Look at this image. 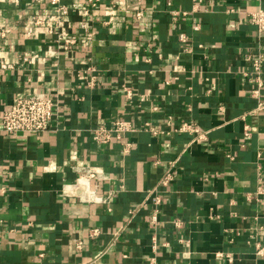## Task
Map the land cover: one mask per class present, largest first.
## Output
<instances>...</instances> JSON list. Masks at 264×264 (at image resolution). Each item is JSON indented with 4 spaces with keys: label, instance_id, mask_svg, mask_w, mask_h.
Listing matches in <instances>:
<instances>
[{
    "label": "crops",
    "instance_id": "0c3cea01",
    "mask_svg": "<svg viewBox=\"0 0 264 264\" xmlns=\"http://www.w3.org/2000/svg\"><path fill=\"white\" fill-rule=\"evenodd\" d=\"M196 1L63 0L72 12L57 28L55 18L34 24L51 12L48 0H0V33L8 30L0 62L14 65L0 70V264H148L154 238L158 264H264V114L251 113L257 85L245 74L246 54L264 56V35L248 16L264 0H203L206 10L194 11ZM172 10L189 15L173 21ZM51 26L77 45L60 48ZM90 67L95 86L84 77ZM33 90L56 102L51 127L4 132V111ZM117 118L139 128L126 136L128 154L120 142L92 139ZM186 121L208 138L175 130ZM77 165L108 174L92 182L101 201L80 200ZM170 168L174 180L162 187Z\"/></svg>",
    "mask_w": 264,
    "mask_h": 264
},
{
    "label": "built area",
    "instance_id": "2783aa9c",
    "mask_svg": "<svg viewBox=\"0 0 264 264\" xmlns=\"http://www.w3.org/2000/svg\"><path fill=\"white\" fill-rule=\"evenodd\" d=\"M49 10L51 12L46 14L45 18H35L34 24L42 25L45 21H51L52 18H55L54 24L57 28H62L65 24L67 17L71 14L72 8L70 5L63 3V0H48ZM90 4L92 6H96V0H90ZM203 0H197L195 3L194 11L206 10L204 8ZM47 11V10H45ZM235 10H229V13H234ZM89 13V9L85 11V14ZM144 15L143 10L137 12V16L141 18ZM189 13L187 11L182 10H172L171 18L173 21H179L180 19L188 16ZM248 16L250 18L251 23L257 27L258 32L264 35V8L259 7L256 10H252L248 12ZM81 27L85 30H88V23L85 21L81 24ZM34 27L28 28L27 34L29 36L32 35ZM200 23H196L193 25V29L198 31L200 30ZM51 33L55 34L56 40L59 44L60 48H63L66 51H71L75 45H77L78 41L75 37L67 36L66 34L57 32L54 30L53 26H51ZM8 30L4 29L0 33V37L6 36ZM179 41L181 46L186 52L192 51V46L190 45V39L188 35L185 33L179 34ZM246 61L250 64V70L245 72L247 76H249L250 82L256 83V88L253 90L252 95L257 99V106L251 111L252 114H264V98L261 97V90L264 86L263 81V62L264 56L261 53L253 54L249 53L245 56ZM14 68L13 64H10L5 61L0 62V70H11ZM88 75L84 76L87 80L89 86H95L97 83L98 76L94 73L95 68L88 69ZM94 73V74H93ZM127 90V94L131 96V90L128 87H125ZM56 107L55 100L48 96L45 92L39 90H33L26 92L18 98L13 104L8 107L3 115L1 120V128L4 132H7L11 135H23V134H32V133H41L46 131L51 127V123L54 116V110ZM145 128L154 134H158L160 132L159 129L152 126L150 123L145 124ZM139 128L132 121L127 119H114L110 123H103L96 127L93 132L92 139L95 143L101 144L103 146L110 145L113 142H120L123 146V152L125 154L130 153L131 151V143L126 140V136L132 132L137 131ZM175 130L180 132H187L193 135L192 142H202L208 138L209 132L204 128L194 124L192 121L183 122L178 128ZM74 172L77 175L78 182L83 186V190L80 193V200L82 202H99L101 201V197L99 196L97 189L92 187L93 181H103L109 179L108 174L100 169L88 166V165H77L73 167ZM174 174L172 169H168L164 172L163 176L160 180V185L162 187H167L174 180ZM7 192L6 186L0 185V195L5 194ZM150 194H154L155 202L157 205L161 204L162 197L158 194L156 189L152 190ZM135 209L129 212V220L134 214ZM159 210L152 215V221L154 224L158 223ZM176 227H182L183 222L180 220H176L174 222ZM101 234L100 228H90L89 229V237L94 239ZM119 233H116L113 242L109 245V247L104 251L106 253L113 243L118 239ZM75 245L79 251L84 248V240L81 238L75 239ZM159 242L156 238H154L152 243V249L154 254L149 258L148 264H158V250H159ZM264 249H260L262 253ZM103 253V254H104Z\"/></svg>",
    "mask_w": 264,
    "mask_h": 264
}]
</instances>
